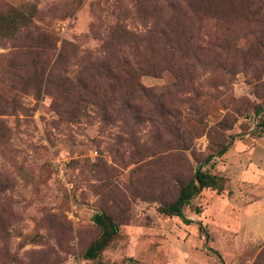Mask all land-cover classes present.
<instances>
[{
    "label": "rangeland",
    "instance_id": "374dc122",
    "mask_svg": "<svg viewBox=\"0 0 264 264\" xmlns=\"http://www.w3.org/2000/svg\"><path fill=\"white\" fill-rule=\"evenodd\" d=\"M3 1L13 7L33 5L59 40L81 49L98 47L88 33L91 22L102 23L100 32L115 22L114 0H81L64 19L47 14L57 0ZM124 24L133 28L128 20ZM253 37L247 33L237 46L247 48ZM8 50L0 45V56ZM170 81L167 72L139 78L140 84L153 88ZM229 82L234 108L225 110L215 100L203 106L206 128L225 113L231 125L223 132L225 152L201 167L221 178L222 191L203 189L184 206L189 224L157 212L158 201H170L177 185L170 181L155 193L158 182L145 177L148 170L141 166L147 159L133 163L129 146L115 145L108 133L100 135L97 124L87 123L79 108L57 117L46 90L37 96L18 95L24 111L0 116L7 129L0 173L8 180L3 195L8 200L4 222L9 253L20 264H264V116L254 113L264 101L262 92L253 88L255 82L264 83V63L236 73ZM4 88L0 86L2 97ZM209 149L203 134L177 158L192 172L210 155ZM137 180L148 185V194L131 186ZM103 210L119 221L118 230L96 257L87 258L84 252L101 233L93 216Z\"/></svg>",
    "mask_w": 264,
    "mask_h": 264
},
{
    "label": "trees",
    "instance_id": "16d2710c",
    "mask_svg": "<svg viewBox=\"0 0 264 264\" xmlns=\"http://www.w3.org/2000/svg\"><path fill=\"white\" fill-rule=\"evenodd\" d=\"M114 2L113 24L102 32L101 22L88 26V33L99 42L92 51L59 40L33 5L13 7L0 0V45L9 49L0 56V86L6 91V97L0 95V116L23 112L18 95L37 96L42 90L59 118L69 115L68 109L79 108L87 123L97 124L100 135L108 133L115 145L129 146L133 163L147 159L141 166L148 170L145 177L158 182L155 193L170 181L177 185L170 201H158L157 212L189 224L182 208L203 189L222 191L221 178L201 167L225 152L223 132L231 126L225 113L206 128L203 106L206 100H215L225 110L234 108L231 77L264 63V0ZM80 3L57 0L47 14L51 19L71 17ZM91 9L98 17L96 7ZM247 33L254 34L252 41L239 48L237 42ZM165 72L171 81L160 87L139 82L141 76L159 78ZM253 85L264 101V83ZM254 113L264 116V103ZM5 131L0 119V148L6 146ZM203 134L210 142V155L187 172L177 155L189 151ZM7 186V177L0 173V262L20 264L7 246L8 200L3 195ZM131 186L143 195L149 193L148 185L138 180ZM108 212L93 216L101 233L84 252L87 258L96 257L118 230L119 221Z\"/></svg>",
    "mask_w": 264,
    "mask_h": 264
}]
</instances>
